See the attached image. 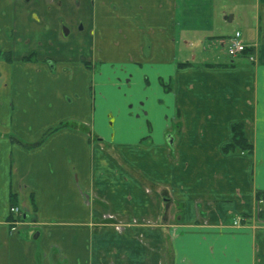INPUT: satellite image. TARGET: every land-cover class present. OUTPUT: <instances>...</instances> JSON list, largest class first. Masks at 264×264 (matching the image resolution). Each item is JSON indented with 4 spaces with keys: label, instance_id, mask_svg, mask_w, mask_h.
Masks as SVG:
<instances>
[{
    "label": "crops",
    "instance_id": "1",
    "mask_svg": "<svg viewBox=\"0 0 264 264\" xmlns=\"http://www.w3.org/2000/svg\"><path fill=\"white\" fill-rule=\"evenodd\" d=\"M188 1L0 0V264H264V0L255 62L179 60ZM234 124L252 153H223Z\"/></svg>",
    "mask_w": 264,
    "mask_h": 264
},
{
    "label": "rangeland",
    "instance_id": "2",
    "mask_svg": "<svg viewBox=\"0 0 264 264\" xmlns=\"http://www.w3.org/2000/svg\"><path fill=\"white\" fill-rule=\"evenodd\" d=\"M212 3L214 4L213 6L217 5L218 10L217 8L211 6ZM188 4H190L193 13L191 16V22L199 26L201 29L194 31L191 35L193 44L192 49H194V53H191V48L187 49L185 44H181L179 46L180 52L177 53V56L180 58L179 60H186L187 58L190 59L193 58V56L196 60H202L203 58L209 60L210 57L208 56L210 54H215L216 56L219 55L222 60H229V57L224 49L218 48L216 51L211 50L208 47L209 44L221 47L222 45L218 42V40H225L226 42H224V46H226L228 37L235 34L237 31L244 33V35H246L247 32H249L250 35L253 34L252 32H255L257 22V7L255 6V0H189ZM198 5H201L200 8L203 11H196ZM211 7L212 10L216 11V14L213 19L214 28L212 30H208L207 22L204 20V15L198 13L205 12L206 14H209L211 12ZM223 11H229V15L235 16L234 21H226L225 16L228 14L223 13ZM205 37L211 39L209 44L204 41ZM250 221L252 220H248L244 225H250Z\"/></svg>",
    "mask_w": 264,
    "mask_h": 264
},
{
    "label": "trees",
    "instance_id": "3",
    "mask_svg": "<svg viewBox=\"0 0 264 264\" xmlns=\"http://www.w3.org/2000/svg\"><path fill=\"white\" fill-rule=\"evenodd\" d=\"M254 52L253 48H248L244 55H251ZM0 59L11 63L13 62V57L11 53L8 52H3L0 50ZM23 61L26 62H35L37 61V55L35 53L23 58ZM84 64L88 67V68H92V65H90V63L84 61ZM188 64H180V67H187ZM74 125V124H73ZM69 127V124L67 123H63L59 126H57L54 129H51L50 131H48L45 136L42 138V140L36 144H28L25 143L24 141H22L21 139H19L16 136H11L10 139L13 143L21 145L22 147L26 148V149H33L36 148L38 146H40L41 144H43L46 139L53 133L67 128ZM232 133H233V141L229 144H226L223 146V153L224 154H230V153H234V152H246V153H252L253 152V146L247 141L245 134H244V128L242 124H234L232 126ZM262 197H264V192H258L257 193V200L261 199ZM33 204H34V198H32ZM36 210V208H35ZM247 218H249L250 216H246ZM261 218L264 220V212L261 214ZM26 215H23L21 217V220H26Z\"/></svg>",
    "mask_w": 264,
    "mask_h": 264
},
{
    "label": "built area",
    "instance_id": "4",
    "mask_svg": "<svg viewBox=\"0 0 264 264\" xmlns=\"http://www.w3.org/2000/svg\"><path fill=\"white\" fill-rule=\"evenodd\" d=\"M241 33L236 32L232 37L227 39V51L228 54L231 57H238L241 55H244L245 51L248 48H253L249 47L246 45L242 40H241ZM249 59L252 62H255V55L252 53L249 55ZM264 212V197L262 199L257 200V209L255 214L253 215L256 219V221L261 222L264 221L261 218V214ZM10 225L12 226V229H16L18 226L23 224L21 217L23 216V211L18 205H12L10 207ZM250 218H247L246 216L239 215L237 216L234 221L233 225L236 227H240L241 225L243 226Z\"/></svg>",
    "mask_w": 264,
    "mask_h": 264
},
{
    "label": "water",
    "instance_id": "5",
    "mask_svg": "<svg viewBox=\"0 0 264 264\" xmlns=\"http://www.w3.org/2000/svg\"><path fill=\"white\" fill-rule=\"evenodd\" d=\"M232 19H233V15H230L229 17H228V21H232ZM37 238V237H36Z\"/></svg>",
    "mask_w": 264,
    "mask_h": 264
},
{
    "label": "flooded vegetation",
    "instance_id": "6",
    "mask_svg": "<svg viewBox=\"0 0 264 264\" xmlns=\"http://www.w3.org/2000/svg\"><path fill=\"white\" fill-rule=\"evenodd\" d=\"M26 221V220H25ZM24 220H22V222H25Z\"/></svg>",
    "mask_w": 264,
    "mask_h": 264
}]
</instances>
